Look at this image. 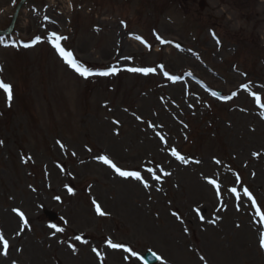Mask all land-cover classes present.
I'll use <instances>...</instances> for the list:
<instances>
[{"label": "rangeland", "instance_id": "374dc122", "mask_svg": "<svg viewBox=\"0 0 264 264\" xmlns=\"http://www.w3.org/2000/svg\"><path fill=\"white\" fill-rule=\"evenodd\" d=\"M0 79V264H264V0H0Z\"/></svg>", "mask_w": 264, "mask_h": 264}, {"label": "snow or ice", "instance_id": "6c2138e0", "mask_svg": "<svg viewBox=\"0 0 264 264\" xmlns=\"http://www.w3.org/2000/svg\"><path fill=\"white\" fill-rule=\"evenodd\" d=\"M47 19V17H46ZM52 37L54 38V46L57 49V51L59 52V55L64 59V61L70 66L72 67L79 75L83 76V77H88L92 74V72L90 71L89 68L85 67L82 63H79L73 56V53L70 51H65V49L63 47L60 46L59 41L60 40H64L67 39V37H63V36H58L55 33H52ZM37 40H39L40 38L37 37ZM135 39L140 40L141 43H144V41L142 40V38L140 36H136ZM156 39L160 41V43H170L167 41H164L159 35L156 36ZM25 47H28L30 45L25 44ZM177 48H179V45H176ZM119 71V69H117L116 67H111L106 71H103L101 73H99L100 75H104V76H108V75H114ZM127 71L129 72H133V73H141L143 75H148L150 73H153L156 71L155 68L152 67H131L128 68ZM166 76H168L169 80L175 81L178 79V77L176 76H169L167 72L164 73ZM245 88H247V85H244ZM0 89L3 90V92L6 94L7 96V101L9 103V106L11 104V101L13 99V86L10 83H6L4 82L2 79H0ZM213 95H217L216 93H213ZM233 95H235V93H233ZM257 99H259V97H257ZM137 119H139V117H137ZM163 139V137H161ZM0 143H2V141H0ZM171 155L176 157L178 160H180L181 162L187 163V160L185 157L179 155V153L176 151L175 148L172 149L171 151ZM253 155H258L257 153H253ZM29 159H31L29 157ZM98 159L103 162L104 164L109 165L118 175H120L121 177L124 178H128V177H132L135 178L136 180L140 181L142 180L141 174L139 172L136 171H122L120 167H118L115 163H113V161L108 157V156H104L101 155L98 157ZM196 163H199V161H196ZM217 164L220 163L219 160L216 161ZM149 172L152 171V169H148ZM156 180H159L160 177L159 176H155L154 177ZM237 180H239V176H237ZM208 183L210 185H215L217 190L219 189V185L216 183L215 180H209ZM145 187H148V184L145 182L144 184ZM69 193H73V189L72 188H68ZM232 193H236L237 190L236 188H232L230 190ZM243 195L245 197H247L250 201H251V205L254 208V212L256 216L260 217V221L264 222V212H261V207L264 206H258L257 205V201L253 198L252 193L249 191L248 188H243ZM57 200L60 199V197H56ZM93 204L95 205L96 211L99 215H106L107 213L101 211L100 205L93 200ZM237 210H239V205H237ZM12 211L14 213H16L20 220L23 223V226L18 230V232L16 233V235H20L25 228L28 226L29 224V220L27 219V217L25 216V213H23L22 211H20L19 208H13ZM197 213L199 214L200 209L196 210ZM173 215L177 216V219H180V216L174 212ZM200 219L203 220L204 216L200 215ZM210 223H215L214 220H210ZM50 227L55 228L56 232H63L64 229L63 228H59L56 225H50ZM185 231H187V229H185ZM75 240L77 241H82L83 243H87L86 240H82L81 236H75L74 237ZM260 247L264 248V233L260 234ZM108 246L110 248L113 249H118V248H123L124 245L122 243H114L111 239H108L107 241ZM0 244H2L3 246V252L2 254L7 255L8 253V249H9V240L5 238V234L3 232V230H0ZM69 248H72V250L75 252L76 249L72 244H69ZM128 249L125 248V251H127ZM93 252H95L97 254V256L100 255V253L97 251V249L93 248L92 249ZM201 259H203V257H201Z\"/></svg>", "mask_w": 264, "mask_h": 264}, {"label": "water", "instance_id": "95a60500", "mask_svg": "<svg viewBox=\"0 0 264 264\" xmlns=\"http://www.w3.org/2000/svg\"><path fill=\"white\" fill-rule=\"evenodd\" d=\"M200 6L203 7L204 3L200 2ZM144 260H146L148 264H154L155 257L153 255H151L150 253H147L144 255Z\"/></svg>", "mask_w": 264, "mask_h": 264}]
</instances>
